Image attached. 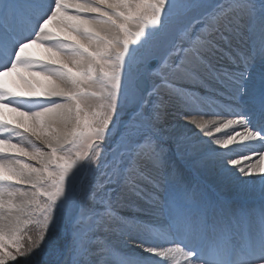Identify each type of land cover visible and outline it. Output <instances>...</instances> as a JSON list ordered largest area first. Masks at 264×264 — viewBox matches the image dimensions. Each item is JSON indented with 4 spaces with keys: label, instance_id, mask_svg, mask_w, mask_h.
I'll use <instances>...</instances> for the list:
<instances>
[{
    "label": "snow or ice",
    "instance_id": "obj_1",
    "mask_svg": "<svg viewBox=\"0 0 264 264\" xmlns=\"http://www.w3.org/2000/svg\"><path fill=\"white\" fill-rule=\"evenodd\" d=\"M220 42L231 68L210 63ZM201 67L230 118L190 114L219 103L195 87ZM165 111L208 146L173 153ZM249 143L259 151L234 153ZM19 258L264 264V0H0V264Z\"/></svg>",
    "mask_w": 264,
    "mask_h": 264
},
{
    "label": "rangeland",
    "instance_id": "obj_2",
    "mask_svg": "<svg viewBox=\"0 0 264 264\" xmlns=\"http://www.w3.org/2000/svg\"><path fill=\"white\" fill-rule=\"evenodd\" d=\"M220 0H209V3L212 4L213 6L216 4V3H219ZM201 25H197V29L200 27ZM246 31V29H245ZM224 45L223 42H220V48L223 49L224 48ZM238 45L236 44V41L233 40V47H237ZM226 49L225 50H222V51H217L215 53V55H212L209 57V60H210V63L211 65L213 66L214 69H220V68H231L232 67V60L230 59V56L228 55V52L230 51V49L228 48L227 45H225ZM28 51L34 55L35 57L37 58H40V59H48L50 54L45 50V48L43 46H41L40 44H36V45H32ZM224 52V53H223ZM228 64V65H227ZM201 69H203L204 71H210L211 73H213V77H204V75H200L204 81L203 85L200 86V84H197L195 87L197 88L198 86V90L200 92L203 93L204 89L206 87H213L212 88H207L209 89L208 90V93L210 96H212V99L214 100H220V101H226V104L228 103V100L226 98V93L224 94L223 97H221L219 95L220 92L224 91V85L221 84L219 82L218 79H216V74L212 71V70H209L207 68H204V67H201ZM207 69V70H206ZM21 74H24V75H28L29 72L28 70L26 69H21L20 70ZM39 79H43V77H39ZM208 80V81H207ZM218 80V81H216ZM8 82H9V85L11 87H16L17 85H21V82L19 81V78L18 76L13 73L9 78H8ZM211 82V83H210ZM214 83V84H212ZM205 84V85H204ZM188 87H192V85H188ZM216 87V88H215ZM214 96V98H213ZM218 98V99H216ZM225 99V100H224ZM200 104H204V103H200ZM213 104V105H212ZM211 105V106H210ZM210 105H208V108H210V113L209 116L210 117H216L217 114H219L220 116H222L223 118H227L224 117L222 114H220V112H214V109L213 108H216L217 105L215 103H210ZM194 106V105H192ZM196 107H199L198 105L195 106ZM221 107V106H220ZM222 108V107H221ZM197 109V108H196ZM201 109V107L198 108V110ZM223 110V109H222ZM225 110V109H224ZM191 111V109L189 110ZM205 111L203 112V115H205ZM214 113V114H213ZM191 115L193 116H196L195 113H193L192 111L190 112ZM11 115V114H10ZM129 114L128 113H121V118L122 119H126V117L128 116ZM201 115V116H203ZM204 117V116H203ZM184 119L182 118L181 114L177 111H165L162 115V119H161V123H160V127H161V130H162V135L166 138V139H169V143H168V147L171 148L172 152L173 153H176L177 149L179 148L180 152H184L185 149H191L193 151H195L196 149L200 148V147H204V146H208V138L206 136H204L203 133H201L199 131V129H197L195 126L192 127L191 129L193 130L192 132L193 133H189L190 136L188 135V132L185 131V134H180V135H176V132H174L173 130H175V128L182 123ZM198 130V131H197ZM212 130L213 132L214 129H210ZM115 131V130H114ZM239 131H243V129L241 128ZM220 133H223V130L220 132ZM232 133V134H231ZM234 131H229V132H225V135L223 136L226 137L227 134L228 135H233ZM200 134V135H199ZM217 134V133H216ZM219 134V133H218ZM188 135V136H187ZM202 137V139H201ZM206 137V138H205ZM222 135H220L218 138H221ZM187 138V139H186ZM200 138V139H199ZM199 139V140H198ZM222 139V138H221ZM197 140V141H194ZM188 141V142H187ZM190 141V142H189ZM200 141V142H199ZM201 144V145H200ZM255 148H250L251 146L249 144H246V145H241L240 148L245 150L247 153L249 152L248 149H255L257 151H259V145L257 144H254ZM214 146V145H213ZM243 146H246V147H243ZM249 148H248V147ZM236 149H238L239 147H235ZM248 148V149H247ZM257 148V149H256ZM239 151H234V153H238ZM246 152L244 153H240V154H247ZM232 158H237L236 155H233ZM252 162H256V161H252ZM192 175L194 177H196L197 179L200 180V182L208 187V186H211L213 181H214V177L212 175L211 172H204L202 174H198V173H192ZM97 177H99V173L96 174ZM109 187H111V185H109ZM258 198V196H257ZM257 201V200H256ZM141 204L144 203V201H141L140 202ZM256 203H259V202H256ZM258 206V205H256ZM122 214H126V215H130V211L128 209H123L122 210ZM127 241L128 243H135L137 242L136 240H133V239H130L128 237H122L120 238V240H115L114 242L115 243H121L122 241ZM41 258H43V256H41ZM20 259V264H25V258H19ZM32 259H35V257H33Z\"/></svg>",
    "mask_w": 264,
    "mask_h": 264
},
{
    "label": "bare ground",
    "instance_id": "obj_3",
    "mask_svg": "<svg viewBox=\"0 0 264 264\" xmlns=\"http://www.w3.org/2000/svg\"><path fill=\"white\" fill-rule=\"evenodd\" d=\"M228 65V64H227ZM207 70V69H206ZM199 74L200 75H204V77L206 76V77H208V79H209V77H213V73H211L210 71H204L203 69H199ZM201 77V76H200ZM211 79V78H210ZM209 79V80H210ZM217 79V78H216ZM208 81V80H207ZM216 81H218V80H216ZM220 82V81H219ZM211 83V82H210ZM221 83V82H220ZM212 84H214V83H212ZM222 84V83H221ZM205 85V84H204ZM200 86H202V85H200ZM197 88H198V86H197ZM206 88H212L213 89V87H206ZM216 88V87H215ZM209 90V89H208ZM202 93V92H201ZM226 93V98H227V92H225ZM212 97V96H211ZM213 98H214V96H213ZM216 99H218V98H216ZM225 100V99H224ZM219 101V103H215L216 105H217V107L216 108H213L214 109V112H220V114H222L224 117H226L225 116V110H224V105L226 104V101H220V100H218ZM196 105H198L199 107H201V109H199L198 110V108L199 107H196L195 108V106ZM196 105H194V106H191V111L193 112V113H195L196 114V117L199 119L200 117H201V115H203V112L205 111L206 113H205V115H203L204 117V119L205 120H211V119H215L216 117H210L209 116V114H211L210 113V108H208V105H210V103H204V104H196ZM213 105V104H212ZM211 106V105H210ZM222 108H221V107ZM223 109V110H222ZM190 111V112H191ZM214 114V113H213ZM228 118H230V117H227V118H225V119H228ZM195 125H193V124H190V123H188V122H186L185 120H183L182 121V123L181 124H179L176 128H175V130H173L174 132H176V135H180V134H185V131H187L188 132V135L190 136V132L191 133H193L192 131V127H194ZM241 128L240 127H236V128H228V129H222L223 130V133H215L214 132V136L216 137V138H218L220 135H222V137L221 138H223V136L225 135V132L227 133V132H229V131H234V133H233V135L236 133V132H242V131H239ZM198 131V130H197ZM232 134V133H231ZM187 135V136H188ZM200 135V134H199ZM228 135V134H227ZM191 137V136H190ZM206 138V137H205ZM187 139V138H186ZM200 139V138H199ZM198 139V140H199ZM201 139H202V137H201ZM203 140V139H202ZM194 141V140H193ZM195 141H197V140H195ZM194 141V142H195ZM188 142V141H187ZM190 142V141H189ZM200 142V141H199ZM201 145V144H200ZM243 145H246V144H243ZM249 145L251 146L250 148H253L255 145L254 144H252V143H249ZM258 145V144H257ZM214 147V146H213ZM233 147V150L234 151H239L238 153H244V152H246L245 150H243V149H241L240 147L238 148V149H236L235 147L236 146H232ZM243 147H246V146H243ZM248 147V146H247ZM249 148V147H248ZM247 148V149H248ZM255 148V147H254ZM257 149V148H256ZM259 149V148H258ZM249 150V149H248ZM247 153V152H246ZM247 154H249V152L247 153ZM247 154H244V155H247ZM256 202H259V198H257L256 197ZM256 205H258V203H256ZM257 208H258V206H257Z\"/></svg>",
    "mask_w": 264,
    "mask_h": 264
}]
</instances>
